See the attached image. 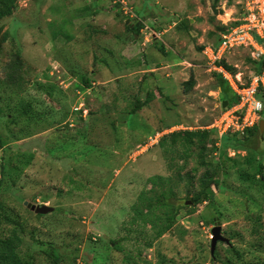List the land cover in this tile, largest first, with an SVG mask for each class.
<instances>
[{"label": "rangeland", "instance_id": "1", "mask_svg": "<svg viewBox=\"0 0 264 264\" xmlns=\"http://www.w3.org/2000/svg\"><path fill=\"white\" fill-rule=\"evenodd\" d=\"M245 1L17 0L0 23V199L22 225L25 264H264V187L237 173L243 166L264 178L245 159L264 163V138L255 152L226 145L222 188L190 212L205 167L193 171L197 148L170 136L211 129L223 111L203 50L240 23ZM251 52L234 46L224 58L244 82L255 73ZM153 175L168 185H153ZM152 187L173 190L168 201L180 210L174 227L145 247L129 221ZM28 203L54 209L41 215ZM217 220L229 242L218 241L212 255ZM15 226L3 223L5 232Z\"/></svg>", "mask_w": 264, "mask_h": 264}, {"label": "trees", "instance_id": "2", "mask_svg": "<svg viewBox=\"0 0 264 264\" xmlns=\"http://www.w3.org/2000/svg\"><path fill=\"white\" fill-rule=\"evenodd\" d=\"M219 1L220 0H213L212 4L214 8H216ZM16 7H17V0H0V23L5 17L11 16L14 13ZM140 26L141 24H138L135 30L138 31V27ZM226 29L227 28H225L224 30ZM2 38L6 39L7 35L5 34ZM161 50H163V48ZM251 59L255 64V72L261 71L262 68L264 67V61H257L252 57ZM221 63H224L234 73L237 72V69L235 67L226 64L225 59H222ZM14 66L18 68L21 67L20 56H17V59L14 62ZM17 70L18 72L20 71L19 69ZM216 77H217L218 85L221 89V93L223 94L222 103L224 104L225 101H228V104L225 108L228 109L233 104L238 102L239 97L233 91L231 85L225 78H223L219 74H217ZM20 78L22 79L20 73L17 77H15L14 75L13 82L18 81ZM249 82L250 80L248 82H245V84H248ZM85 83L88 85L89 81L85 79ZM185 84H188L189 88H191L194 85V81L191 79L187 81V83ZM149 97L150 95H148L147 98ZM260 97L264 100V94H261ZM147 98L145 97L144 99H140L135 104V106H133V111L142 108L144 104L147 102L148 100ZM234 133L229 134L227 132L224 133L223 135H219L217 129L211 128V129H195V130L185 129L170 134V136H172L173 138L182 137L184 146L187 149L190 150L193 147L197 148L198 150L197 161L199 165L194 167L193 171L197 172L200 167H205L204 172H202L198 177L199 183L201 184L200 185L201 188L198 189V191H196L191 198L194 206L192 207L186 206L187 208L190 209V212H193L195 210V207L197 205L202 204L204 201H208V200L211 201L213 200V198L215 199L216 192L214 185L219 189L222 188L221 176L228 174V170H229L228 164L224 160L228 156L226 145L232 146V148H234L235 150H238L239 148H246L255 152V150H253L255 149L253 148V144H254L253 142L257 138H264V134L261 135L260 133L259 123H256L254 126L250 128H246L244 130L245 135L243 137L241 136L244 133L243 134H240L238 132H234ZM165 138L166 135H164L159 142L166 140ZM208 140H210L213 144L208 145L209 144ZM218 141L222 142L223 150H221L220 147L218 146ZM3 144L4 143L1 141L0 147H2ZM215 152H218V154H220L218 155L217 160L216 161L207 160L208 154H215ZM245 159L247 160V163H249V165L251 164L253 165L254 172H260V171L263 172L264 163L262 162V160L259 159L254 160L251 157V155H249ZM18 162L24 163V162H28V160L26 159L24 162H22V160L18 158ZM0 168H1V172H0L1 173L0 189H1L3 181L6 178L5 164L1 163ZM12 170L18 173V171L20 170V165L14 166ZM237 173L239 178L243 177L241 179H245L249 182H254L258 180L259 182L262 183L261 186L264 187V178L262 180L258 179L254 174H251L246 169H243V166H240V169L238 170ZM187 175L190 176L189 174ZM192 177L193 176L191 175V178ZM15 179L16 178L14 177L13 181H15ZM150 180L153 185L157 184L158 187H164L168 185L166 181L162 177L159 178L158 175H153L150 178ZM158 191L159 192H156L155 187H152L148 195H146L144 192L141 193L138 201L132 205L133 214L129 222L136 223L137 225L134 224L135 226L141 227V232L143 234H140V237L143 236V240H144L143 245L145 247H150L155 239L162 236L165 232H167L168 230L174 227V224L176 223V217L180 210L179 206H176L173 202L168 201V199L171 196H173L174 193L173 190H169V191L158 190ZM144 194L146 197L144 196ZM4 222L5 223L14 222L16 223V226L12 228L10 231L5 232L3 227ZM150 229L153 231V236L147 238L146 232ZM22 234H23L22 225H20L19 222L13 219L10 216V214H8L5 211L4 204L1 202L0 199V264H25L23 262V258L21 255ZM117 247L119 246L117 245ZM56 260H57V254H56Z\"/></svg>", "mask_w": 264, "mask_h": 264}, {"label": "built area", "instance_id": "3", "mask_svg": "<svg viewBox=\"0 0 264 264\" xmlns=\"http://www.w3.org/2000/svg\"><path fill=\"white\" fill-rule=\"evenodd\" d=\"M234 46L250 47L251 57L264 61V0H246L240 23L222 33L218 42H208L203 50L209 70L225 78L239 97L238 102L224 109L213 123L212 128L216 127L220 135L227 132L243 134L246 128L260 120L264 111V100L260 97L264 94V67L245 84L240 71L234 73L221 63Z\"/></svg>", "mask_w": 264, "mask_h": 264}, {"label": "water", "instance_id": "4", "mask_svg": "<svg viewBox=\"0 0 264 264\" xmlns=\"http://www.w3.org/2000/svg\"><path fill=\"white\" fill-rule=\"evenodd\" d=\"M227 104H228V101H225L223 106L226 107ZM259 129H260L261 135H263L264 134V119L260 120ZM28 207L33 209L35 212L41 213V214H47L49 211L51 212L54 209L53 207L46 205V204L38 205V204L28 203ZM212 234L213 235L211 236V253L213 255L218 241L229 242V239L222 234V225L220 223V220L215 221V224L212 228Z\"/></svg>", "mask_w": 264, "mask_h": 264}, {"label": "clouds", "instance_id": "5", "mask_svg": "<svg viewBox=\"0 0 264 264\" xmlns=\"http://www.w3.org/2000/svg\"><path fill=\"white\" fill-rule=\"evenodd\" d=\"M217 42H218V41H217ZM225 108H226V107H224V109H225ZM224 109H223V110H224ZM263 118H264V117H263V113H262V117L260 118V120L263 119ZM260 120H259L257 123H259ZM212 235H213V234H212Z\"/></svg>", "mask_w": 264, "mask_h": 264}]
</instances>
